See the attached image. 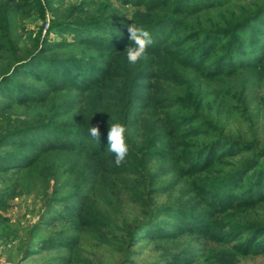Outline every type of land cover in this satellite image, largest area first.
Wrapping results in <instances>:
<instances>
[{
	"label": "trees",
	"instance_id": "trees-1",
	"mask_svg": "<svg viewBox=\"0 0 264 264\" xmlns=\"http://www.w3.org/2000/svg\"><path fill=\"white\" fill-rule=\"evenodd\" d=\"M118 2L124 11L109 0H0L7 258L243 264L264 255V0ZM132 23L154 41L135 65L124 52ZM53 30L69 37L49 41ZM113 122L127 128L119 167L107 150ZM96 125L99 141L88 132ZM23 196L37 203L27 224L2 212Z\"/></svg>",
	"mask_w": 264,
	"mask_h": 264
},
{
	"label": "clouds",
	"instance_id": "clouds-1",
	"mask_svg": "<svg viewBox=\"0 0 264 264\" xmlns=\"http://www.w3.org/2000/svg\"><path fill=\"white\" fill-rule=\"evenodd\" d=\"M128 38L131 44L124 50L129 64L135 65L148 59V48L153 44V39L148 30L136 23L127 25ZM90 137L99 141L101 137L99 125L88 129ZM127 128L121 122L109 123L107 131V150L114 154V163L117 167L126 162L129 154V145L126 138Z\"/></svg>",
	"mask_w": 264,
	"mask_h": 264
},
{
	"label": "rangeland",
	"instance_id": "rangeland-1",
	"mask_svg": "<svg viewBox=\"0 0 264 264\" xmlns=\"http://www.w3.org/2000/svg\"><path fill=\"white\" fill-rule=\"evenodd\" d=\"M66 3L68 0H65ZM79 0H74V2H78ZM102 1H107V0H102ZM114 4L115 7L122 9L124 11L125 8L120 6V3L118 0H109ZM129 12L133 10L132 8H128ZM47 17H50V13H46ZM131 14H129V17L131 19ZM46 29V26L43 27ZM43 29V33L45 32ZM47 38L49 41H54L58 42L61 41L63 36L69 37L66 33L64 34L62 31H49L47 33ZM35 206H37V203L31 199V197H16L12 198L9 201H7V206L6 208L2 211L5 216H8L11 220L14 221H19L24 224L31 223L36 219V209ZM4 243L0 242V264H17L15 260H10L7 258V255L5 254L4 251ZM243 264H264V255L258 256V257H253V258H248L242 260Z\"/></svg>",
	"mask_w": 264,
	"mask_h": 264
}]
</instances>
